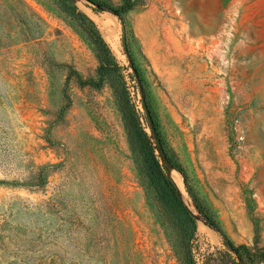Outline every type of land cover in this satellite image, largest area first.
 Masks as SVG:
<instances>
[{"label": "rangeland", "instance_id": "1", "mask_svg": "<svg viewBox=\"0 0 264 264\" xmlns=\"http://www.w3.org/2000/svg\"><path fill=\"white\" fill-rule=\"evenodd\" d=\"M129 1L0 0V264H264V0Z\"/></svg>", "mask_w": 264, "mask_h": 264}, {"label": "trees", "instance_id": "2", "mask_svg": "<svg viewBox=\"0 0 264 264\" xmlns=\"http://www.w3.org/2000/svg\"><path fill=\"white\" fill-rule=\"evenodd\" d=\"M98 8L100 9H106L109 11H112L116 13L120 18L122 16V13L131 7V2L129 0H124L123 4L120 7H112L105 3H102L101 1H95L91 0ZM122 43L124 50L126 52V55L130 61L131 66L136 69V66L133 63V58L129 49V44L127 42V37L125 33V26L122 25ZM103 50H107L105 46H103ZM119 66L115 62L105 61L101 63L98 67V74H99V81L103 79V70L104 69H117ZM120 98V108L122 111V115L124 120L126 121V124L128 125V129L130 127L131 131L128 132L130 141L133 138V135L137 137L139 140L141 147L145 150V160L148 162L150 167V176L153 179V181H156L157 183H161L164 185V187L167 189L169 195L171 196V199H174L177 206L182 210V212L185 215V219L187 223L189 224V227L191 229V233L194 232V220L191 215V213L184 207L182 202L177 196L176 188L172 180L165 174L163 171L162 166L159 163L157 155L154 153V149L151 146V141L144 129V125L142 122V117L145 118L142 114L139 113V111L136 109L135 105L130 101L128 97L127 91L122 87L120 89V92L118 94ZM142 115V116H141ZM184 182L187 186L186 176L184 175ZM187 190L190 191V188L187 187ZM191 192V191H190ZM196 206L199 210V212L204 216L205 222L209 224L212 227H215L218 231H221L220 226L218 224V221H216L211 215H208L207 210L205 209V206L199 201V203H196ZM236 251L238 250H245V246L240 245L237 247H234ZM189 264H195L194 260L190 257Z\"/></svg>", "mask_w": 264, "mask_h": 264}, {"label": "bare ground", "instance_id": "3", "mask_svg": "<svg viewBox=\"0 0 264 264\" xmlns=\"http://www.w3.org/2000/svg\"><path fill=\"white\" fill-rule=\"evenodd\" d=\"M172 178L175 181V183L177 184V186L179 187V189L184 192V188H183V183H182V179L181 176L178 174V172H176L175 170H172ZM186 194V193H185Z\"/></svg>", "mask_w": 264, "mask_h": 264}]
</instances>
